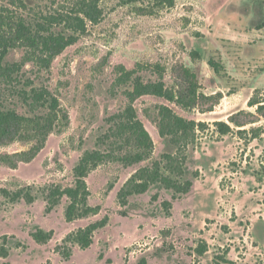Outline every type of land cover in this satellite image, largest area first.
Returning a JSON list of instances; mask_svg holds the SVG:
<instances>
[{
    "label": "rangeland",
    "instance_id": "rangeland-1",
    "mask_svg": "<svg viewBox=\"0 0 264 264\" xmlns=\"http://www.w3.org/2000/svg\"><path fill=\"white\" fill-rule=\"evenodd\" d=\"M78 1L0 0V34L12 43L3 64L22 63L11 80L0 78L1 109L45 115V108L25 103L23 91L31 89L47 90L60 108L41 148L25 128L0 137V250L7 254L0 252V264H264V117L247 106L256 90L264 91V28L258 29L264 0H174L172 7L161 0H98L99 23H87L86 33L46 70L38 51L19 41L18 27L33 32L42 17ZM210 59L220 64V73ZM184 69L197 75L198 94L222 98L216 105L200 99L188 108L137 99L132 105L153 149L142 162L124 165L121 158L140 151L129 134L119 133L132 91L131 82L119 81L121 72L133 71L145 83L162 78L169 91L183 95ZM161 106L204 123L206 130L185 148L173 145L158 133ZM230 116L249 124H230L233 133L221 136L214 123H228ZM252 129L259 130L258 138ZM93 151L105 156L85 179L93 211L67 222L68 199L49 208L48 194L74 187V169ZM165 154L186 157L182 182H191L189 191L156 183L122 206L119 193L131 177ZM104 218L88 248L67 239ZM39 232H52L51 238L37 243L33 235ZM201 244L206 252L200 256Z\"/></svg>",
    "mask_w": 264,
    "mask_h": 264
},
{
    "label": "trees",
    "instance_id": "trees-1",
    "mask_svg": "<svg viewBox=\"0 0 264 264\" xmlns=\"http://www.w3.org/2000/svg\"><path fill=\"white\" fill-rule=\"evenodd\" d=\"M167 4L170 7L174 5V0H161V5ZM102 18V11L98 7V0H79L70 10L42 17L41 21L36 23V29L31 32L25 25L18 27L19 41L25 43L32 50L38 51V64L48 70L52 61L59 56L67 47L75 44L78 39L86 33L87 23L97 24ZM53 27H61L62 31H53ZM264 28V22L258 29ZM10 38H6L0 34V78L11 80L15 69L19 71L22 63H14L12 65L3 64L4 57L9 48L12 47ZM198 57L196 52L191 54ZM208 64L215 73H220L221 66L213 59L208 61ZM162 73V69L155 67ZM186 82L188 85L183 95H175L169 91L161 76L157 82H144L140 77H133L134 72L122 71L119 76V81L131 82L132 91L127 93L130 105L124 110L119 123V133L129 134L133 139L136 148L140 153L134 156H126L121 158L124 165L130 166L142 162L151 153L153 149V141L149 133L145 130L142 122L137 118L133 103L140 97L149 96L154 98L164 99L170 103H177L186 108L196 104L197 100H213L212 105H216L222 98L221 94L205 97L198 94L199 83L195 73L184 69ZM24 100L27 105L33 108H45V115L35 114L30 117L19 115L15 110H3L0 106V137L8 136L12 130L16 128H25L28 131L30 139L36 140L37 148H41L46 141L48 135L53 131L56 122L59 120V101L45 89H31L29 92L23 91ZM188 100V101H186ZM249 108L256 107V112L264 117V91L256 90L254 95L247 102ZM158 120V133L162 138H169L170 142L182 148L196 141V133L204 132L206 126L202 122L186 120L177 116L168 107L161 106ZM211 112L212 109L206 110ZM244 113V112H243ZM242 113V114H243ZM66 119V116H62ZM253 123V122H250ZM230 124L241 128L249 123L242 124L235 116L228 118L226 122H216L214 126L221 136H226L233 133ZM259 130L252 129L250 133L252 138H258ZM245 131H238V134H243ZM264 134V132H260ZM181 149V148H179ZM105 159V156L99 152L93 151L86 153L78 162L74 169V187L60 190L52 189L48 194L50 207L56 205L57 202L65 197L68 199V205L65 210V219L67 222H72L78 218L88 216L93 209L87 205V200L90 195L85 182L88 170L97 167ZM186 157L178 155L165 154L161 161L154 162L151 167H145L136 172L130 181L119 193V201L122 206H125L127 199L132 195H141L148 191L153 184L160 183L167 189H172L177 193L185 194L189 191L192 184L190 181L182 182L184 176V165ZM19 198V195L16 194ZM264 208V197L261 202ZM107 222L104 220L92 223L84 229L78 230L70 237L73 243H76L82 249L88 248L92 244L94 233L103 228ZM52 232L34 234L33 237L37 243H44L51 238ZM198 255H203L206 252V245L201 244L196 250ZM2 255H7L3 248L0 250Z\"/></svg>",
    "mask_w": 264,
    "mask_h": 264
}]
</instances>
